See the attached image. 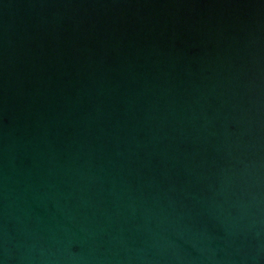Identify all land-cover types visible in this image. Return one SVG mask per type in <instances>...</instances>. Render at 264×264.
Listing matches in <instances>:
<instances>
[{"label":"water","instance_id":"obj_1","mask_svg":"<svg viewBox=\"0 0 264 264\" xmlns=\"http://www.w3.org/2000/svg\"><path fill=\"white\" fill-rule=\"evenodd\" d=\"M0 264H264V0H0Z\"/></svg>","mask_w":264,"mask_h":264}]
</instances>
